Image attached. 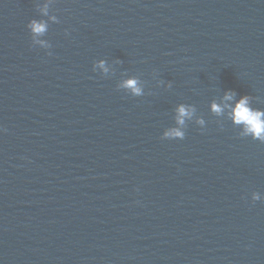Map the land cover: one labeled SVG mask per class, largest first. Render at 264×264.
Listing matches in <instances>:
<instances>
[{
	"label": "water",
	"instance_id": "95a60500",
	"mask_svg": "<svg viewBox=\"0 0 264 264\" xmlns=\"http://www.w3.org/2000/svg\"><path fill=\"white\" fill-rule=\"evenodd\" d=\"M245 95L264 111V0H0V264H264Z\"/></svg>",
	"mask_w": 264,
	"mask_h": 264
},
{
	"label": "clouds",
	"instance_id": "9594fccd",
	"mask_svg": "<svg viewBox=\"0 0 264 264\" xmlns=\"http://www.w3.org/2000/svg\"><path fill=\"white\" fill-rule=\"evenodd\" d=\"M34 35L43 34L46 30V24L37 23L32 21L29 25ZM67 35V33H66ZM51 55V54H49ZM95 67L102 69L105 73L108 69L105 67V62L100 61ZM121 88L126 89L133 96L142 95V89L138 86V81L135 79H129L124 81ZM236 93L229 91L225 94L226 100H231ZM212 111L220 114L222 109L216 104L212 105ZM192 110L186 109L185 106H180L177 109V124L183 126L186 118H191ZM232 122L241 126L243 129V135L250 136L253 140H257L260 143H264V111L253 109L250 105V98L248 96H242L235 104L234 108L231 109L229 114ZM202 124L203 121H200ZM166 140H183L185 138L184 132L178 128H172L164 133ZM260 200L258 194L253 196V201Z\"/></svg>",
	"mask_w": 264,
	"mask_h": 264
}]
</instances>
